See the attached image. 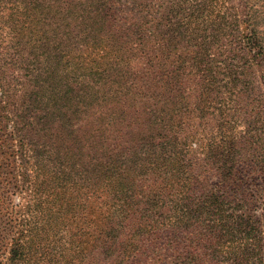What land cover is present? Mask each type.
I'll return each mask as SVG.
<instances>
[{
	"label": "trees",
	"instance_id": "16d2710c",
	"mask_svg": "<svg viewBox=\"0 0 264 264\" xmlns=\"http://www.w3.org/2000/svg\"><path fill=\"white\" fill-rule=\"evenodd\" d=\"M220 2L0 0V264L261 254L250 207L264 202V163L246 173L227 112H209L215 87H237L241 58L264 48ZM190 113L216 118L200 173L185 155ZM207 172L223 188L208 192Z\"/></svg>",
	"mask_w": 264,
	"mask_h": 264
},
{
	"label": "rangeland",
	"instance_id": "374dc122",
	"mask_svg": "<svg viewBox=\"0 0 264 264\" xmlns=\"http://www.w3.org/2000/svg\"><path fill=\"white\" fill-rule=\"evenodd\" d=\"M220 3L221 6L223 3L227 20L232 22L245 20L246 26L256 31L255 33L260 39L261 46L264 48V0H221ZM226 45L228 43L224 42L210 47L209 57L214 59L215 65L221 63L220 61L225 58L224 47ZM192 46L195 48L194 45ZM256 50L257 48L255 47L256 57L254 59H251L250 55L246 56V59L249 60L248 64H245L246 59L241 58L239 61V65L242 67L240 71L243 72V81H240L237 87L231 90L225 88L223 84H220V87H215L212 97L213 107L209 112L210 114L216 111V115L220 120L219 109L227 112L225 115L229 117L231 125L236 127V134L241 142L240 159H245L244 161L248 159L246 161V173L252 171L254 167L253 157H256V155L259 157L258 160L264 163V51L259 54ZM188 77L190 78V76ZM214 107H216L215 110L213 109ZM195 116L190 113L187 118L181 120L180 124H182V129H195L197 132L195 137L188 135V147L190 149L185 152V155L189 163L197 165L195 166L197 167L196 172L200 173L206 169L203 166L204 163L200 161V158L203 157L200 141L214 131L216 118L210 116L207 121L202 123L198 117L195 119ZM206 178L208 192L223 188L219 185V180L214 172H207ZM235 203L227 205L226 209L233 211V208H236ZM250 211L252 215L258 216L261 220L263 242L261 254L254 256V261L252 260L249 264H264V202L250 207ZM223 238L222 241L226 242L227 245L230 244V241L237 240L234 236H224ZM232 248L238 251L236 245H233ZM211 252V259L215 261H211L210 264L216 261H218L216 264H238L239 258L235 257L234 254L222 253L220 257L217 251L214 252L212 249ZM248 256L252 255L249 254Z\"/></svg>",
	"mask_w": 264,
	"mask_h": 264
}]
</instances>
